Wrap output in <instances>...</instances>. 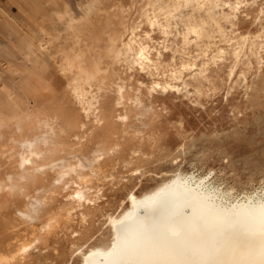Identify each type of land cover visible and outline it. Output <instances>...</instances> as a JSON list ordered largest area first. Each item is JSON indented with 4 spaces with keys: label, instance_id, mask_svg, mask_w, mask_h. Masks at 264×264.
<instances>
[{
    "label": "bare ground",
    "instance_id": "6f19581e",
    "mask_svg": "<svg viewBox=\"0 0 264 264\" xmlns=\"http://www.w3.org/2000/svg\"><path fill=\"white\" fill-rule=\"evenodd\" d=\"M11 1L16 10L0 5L1 63L3 58H13L19 48L31 60L38 55V49H48L42 38L38 47L15 40L20 26L34 25L37 0ZM107 1L111 5H106ZM252 7H257L260 26L253 33L239 26L241 16ZM57 17L64 26L63 35L60 31L53 33L54 40H62L56 52L61 59L59 70L82 118L76 123L58 108L38 107L50 88L48 72L22 66L17 68L21 72H11L12 78L18 80H12L7 88H2L6 79L1 73L0 138L6 128L13 127L20 134L19 139L14 138L20 145L19 169L0 178V195L25 194L35 175L50 165L63 186L75 184L65 211L100 196L89 190L91 179L83 169L89 166L95 176L104 173V144L98 143L88 164L77 147L71 152L72 158L61 152L67 139L83 142L90 133V123H105L108 86L104 75L114 65L130 70L131 76L136 71L148 75L149 82L138 81L140 93L135 97L136 107L144 115V87L150 93L177 89L200 95L206 81L213 87L211 66L224 64L229 58L231 77L240 64L247 65L239 76L249 87L248 73L253 62L264 64V0H85L78 1L77 9L65 8ZM93 21L102 26V38L91 40L89 28ZM156 30L163 35L158 44L152 35ZM216 37L232 42L227 44L229 47L218 46ZM166 49L173 53V60L167 63L163 58ZM177 52L183 55L180 63L175 59ZM115 92L116 117L127 123L128 83L123 77ZM31 121L35 131L24 134L25 124ZM142 123L147 125L144 120ZM134 169L137 172L141 166ZM210 174L178 169L148 189H129L126 205L107 214L109 237L79 245L75 264H264V186L237 190L224 184L229 181L212 180ZM49 203V190L39 188L34 199L15 212L28 222L38 221ZM81 215L85 220L84 211ZM56 217L49 216L39 228L42 231L19 241L13 250L10 248L11 254H0V263L14 264L16 255L27 254L49 232Z\"/></svg>",
    "mask_w": 264,
    "mask_h": 264
},
{
    "label": "rangeland",
    "instance_id": "374dc122",
    "mask_svg": "<svg viewBox=\"0 0 264 264\" xmlns=\"http://www.w3.org/2000/svg\"><path fill=\"white\" fill-rule=\"evenodd\" d=\"M78 1L85 0H59L58 3L54 0H37L33 14L34 25L20 26L15 40L18 44L34 43L38 47L39 38H42L48 49L44 52L38 49V55L31 60L19 48L13 58H3L2 63L0 62V74L6 79V85L2 88H7V84H11L12 80H18L17 77L12 78L11 72H21L17 71V68L22 66L48 72L47 81L50 88L41 98L38 107L58 108L68 113L69 118L76 123L82 118L81 110L64 85L59 70L61 59L56 53L62 40H54L53 33L60 31L64 34L63 22L58 19L57 13L68 7L77 9ZM4 4L16 10L11 0H6ZM106 5H111V2L107 1ZM245 14L239 20L241 30L256 32L260 27L257 7L250 8L248 14ZM20 15L23 17V14ZM93 23L89 28L91 40L102 38V26L96 21ZM227 29L231 27L228 26ZM152 35L156 44L163 40V35L158 30L153 31ZM215 39L216 45L223 47H229L227 44L232 42L226 43L218 37ZM164 52L165 62H171L173 53L169 49ZM195 52L193 51L194 54L197 53ZM177 53H180V56ZM177 53L175 59L180 63L183 55L181 52ZM231 61L232 58H229L224 64L211 66L210 80L213 87L206 81L202 89L204 92L200 95L177 89L150 93L144 87L141 95L147 108L144 115L136 107L135 97L140 93L138 81L149 82L148 75L143 71H136L131 76L130 70L121 65H114L104 75L108 86L105 123H90L88 137L80 143L67 139L64 151L61 152V155L72 158L71 152L77 147L80 153L82 152L83 162L88 164L98 143L104 144V173L95 176L89 166L83 169L91 179L89 190L94 195L97 194V197L100 196L82 207L65 211L69 202L68 194L75 184L63 186L62 182L57 180L56 169L49 165L44 172L35 175L25 194L10 195L3 192V195H0V254H11L19 241L38 234L42 231L39 228L48 217L57 215L42 240L22 257L16 255L13 262L75 264L79 260V245L87 246L109 237L107 214L126 205L129 189H148L178 169L211 173L212 180L222 183L229 181L224 184L233 185L237 190L264 186V64L253 62L248 73L247 83L250 84L247 87L246 82L239 76L242 69H247V65L240 64L235 75L231 77ZM120 77L128 83L127 123L116 117L118 106L115 88ZM142 120L147 125H143ZM34 131V122L25 124L24 134ZM19 137L16 129L8 127L5 129L4 139L0 138V178L19 169L17 158L20 142L14 140ZM136 166H141L137 172L134 169ZM46 187L49 190L50 203L42 211V218L34 222L22 219L15 211L34 199L39 188ZM81 211L85 213V220L82 219Z\"/></svg>",
    "mask_w": 264,
    "mask_h": 264
},
{
    "label": "crops",
    "instance_id": "0c3cea01",
    "mask_svg": "<svg viewBox=\"0 0 264 264\" xmlns=\"http://www.w3.org/2000/svg\"><path fill=\"white\" fill-rule=\"evenodd\" d=\"M3 1L5 2L6 0H0V5H1L2 3H4Z\"/></svg>",
    "mask_w": 264,
    "mask_h": 264
},
{
    "label": "snow or ice",
    "instance_id": "6c2138e0",
    "mask_svg": "<svg viewBox=\"0 0 264 264\" xmlns=\"http://www.w3.org/2000/svg\"><path fill=\"white\" fill-rule=\"evenodd\" d=\"M261 211H262V213H264V207H262Z\"/></svg>",
    "mask_w": 264,
    "mask_h": 264
}]
</instances>
